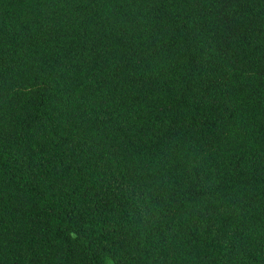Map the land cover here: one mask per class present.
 <instances>
[{"label": "trees", "instance_id": "trees-1", "mask_svg": "<svg viewBox=\"0 0 264 264\" xmlns=\"http://www.w3.org/2000/svg\"><path fill=\"white\" fill-rule=\"evenodd\" d=\"M0 264H264V0H0Z\"/></svg>", "mask_w": 264, "mask_h": 264}]
</instances>
